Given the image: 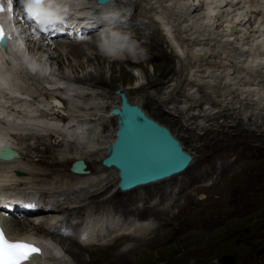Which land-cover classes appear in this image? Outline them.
Listing matches in <instances>:
<instances>
[{"label":"rangeland","instance_id":"1","mask_svg":"<svg viewBox=\"0 0 264 264\" xmlns=\"http://www.w3.org/2000/svg\"><path fill=\"white\" fill-rule=\"evenodd\" d=\"M92 1L93 0H86L83 5H90ZM115 3L123 4L124 6H122L119 10H127L129 13L132 12L136 17L139 14L138 11L140 12L139 7L135 5V0H116ZM125 4L127 5L126 8ZM142 13L143 12H140V14ZM141 18L135 22L133 21V24L125 30L128 32L134 27L137 28L135 39L142 46L137 45L135 52L131 54L130 57L132 60L139 62L140 65H133V63L130 62H119L122 64V69L132 73L130 79L121 78L119 76L120 66L116 64V66H118L116 67L114 64H112L111 61L113 58L102 54L97 46L95 48H88L86 50V55L78 59L80 66L75 65L76 61H72V64H74L76 67L74 65L72 67L70 65L68 66L70 62L65 57L64 66L43 58L44 61H47V75H43L39 81L29 80L26 77L20 78L19 76H14L15 74L11 76L12 80L19 82L22 87L30 90V94L27 92L29 99L22 100L24 103L28 104L26 106L28 109L33 110V112L37 114H33L32 116V114L30 115L29 113H25L26 111L21 114H15L17 112L23 111L22 108H19V104L16 102L18 101V98L14 97L13 94L7 95L4 91L3 92L5 94L0 93V100H6L8 104L13 105L11 107L19 109V111H16L15 109L11 111L9 107H5L7 112L11 111L10 113L15 116H9V114L6 112L3 113L2 118H0V125H3V120H10V122L8 121L9 125L4 124L3 127L8 128L6 129L8 132V138L12 144L16 145V150H18L17 152H20L18 153L20 160L27 164L28 167H31L30 173L28 172L25 174L19 172V176H16V174H14L12 171L10 173L9 170H6L7 173L5 171L4 173L3 170H1L0 172H2V174L4 173L3 176H5H0V184L10 185L17 190L22 189L37 193L43 192V194H49L56 200H63V202L67 203V205H83L81 199L90 195V193L92 194L96 192L95 189H102V185L106 184L109 185L108 192H105L104 196L100 197V200H109H107V202H103V204H101L102 206L100 205L101 208L99 205L96 206L97 208L104 210L109 207L112 210L119 209V211H144L147 209H153V215L151 216L155 221L154 226L150 228L146 227L145 223H151L148 222L149 218H147L146 222L135 221L136 223L128 225L126 228H123V225H121L118 227V229H113L112 231V238L114 235H117V232H125L129 229L133 231V233H130L134 235H145V240L143 239L140 244L143 250L136 249L133 252L126 253L127 250L125 249L124 252V248L129 246L131 247L134 245V243L131 240L116 241L114 244L108 246L107 256L111 257L117 255H113V253H115L114 251L120 250L122 253H124L125 257H115L116 259L112 261H109V258L107 257L108 259L106 258L105 261L103 260L104 262H108L105 264H220L219 258L221 255L225 254L234 255L235 264H264V163L258 165L259 167L254 166V161L257 160L256 156L258 152H261V146L264 144L261 145L260 141L256 139L246 141L249 138L246 139L242 137L241 139L238 136H230L227 133H224L226 134L224 135L218 134L217 132L216 135L218 136L215 135V137L211 135H204V131L207 128L211 127L215 129L218 126V123L228 125L224 127L228 128L229 130L234 129L235 127L231 125V119L233 118H227V116L225 117V115H223L224 113L221 115L215 113V118L213 120L206 121L207 117L205 119L203 116H198L199 110L191 111L190 101H188V99L186 100V98H183V95H181L186 86L184 83H188L186 82V78L190 77H187L188 71L184 69V67H180L179 58L175 56L176 51H173L174 49L170 41L168 39H163L161 42V47L166 51L170 57L169 60L171 61L168 64V67L170 69H174H172V71L167 74L168 77L167 75L165 77L160 75L162 72L161 67L163 65V61L156 56L158 54V50L154 49L155 47L151 44L152 40L150 41L148 38L149 43L146 44L140 37L141 32L145 34H152L154 30L158 31L159 29L156 23L151 21L148 17L143 16V20ZM158 34L161 36V30L158 31ZM91 40L92 39L90 38V41ZM17 42L20 43V40L18 39ZM30 49L28 51L30 53L29 55L33 56L35 52L31 51ZM144 49H146V51ZM97 54H101L106 58L102 65H100L95 59V55ZM34 58H39L37 53L34 55ZM50 65L52 66L53 70V72L51 71V74H49L48 71ZM61 67H65V70L70 72L72 75L81 77L86 76L87 74H91L92 76L96 77V75L102 71L104 75L102 80L106 85L74 83V85L77 87H69V82H67V77H64ZM113 68L115 70V79H113L111 74V70H113ZM175 69L177 72L174 76H172ZM170 76L173 77L171 80L169 79ZM216 79L215 81H217L219 84L221 82L220 77ZM153 80L157 82L155 88L154 86L152 87L150 83V81L153 82ZM48 81L54 84L55 87H58V91H54V95H58L59 97L62 95L71 103L70 106L65 104L66 108H64V114L70 115L69 113L74 112L76 116L75 119L83 118L86 119L84 120L85 122H89V124L83 127V130L86 133L79 134L78 131L80 129L76 131L77 126L73 125L72 123H68V125H71L66 126V124H59V122L54 121L52 118L43 119L44 116L41 118V116L38 115L39 113L44 115V112H41L40 110L38 111L35 108L36 105L34 104L39 102L47 105L48 102H43V100L46 101L43 97V94H48L50 91V89H48L49 87L47 86ZM171 82H173L172 85H170ZM59 85H63V87H59ZM183 85L185 86L182 87ZM217 86V90H220L219 93L221 95L217 92L214 86V88L204 87L206 91L204 88L203 90H201V88L199 89V93L202 95V100L207 102L205 107H212V104H210L212 106L208 104L214 99L216 100V98L218 101H220L221 99H227L229 96V99L225 100L224 102H230L229 106L236 107L237 109L239 103L236 102L235 98L233 100L231 96L232 94L226 88H224V90H226L225 92L221 91L223 90V87L219 85ZM219 87H221V89ZM131 88H134L135 90L130 91L129 89ZM195 88H197V86H195ZM77 89L80 90V92H84V96L76 98L75 94ZM214 90L216 91L214 92ZM211 91L214 93L212 94ZM217 93L219 95H217ZM224 94H227V96H223ZM211 95H213L212 98H210ZM204 97H207V100H204ZM184 100L186 102H184ZM121 102H124V104L130 106H137L141 108L146 114L159 120L162 118L155 114V109L153 107L154 103H160L162 107L164 106L163 108L165 111L162 112L168 117H172L174 119L181 118L177 112L179 109L176 110L177 105H181L180 107L182 109L180 111L182 114H186L187 111L194 112V115L196 116H194V119H197L199 122L196 121L194 123L192 122L193 119L188 123L185 122L188 126H184L183 131H181V129H179V127L175 126L173 123H170L167 120H161L163 123H165V127L172 131V134L181 143V147H184L192 158V164L185 172L181 173L178 177L170 178L162 183L149 185L146 187L143 186L136 189L135 191L127 193L119 192L117 183L118 178L116 176H113L112 178L109 171L104 173V178H106L105 176L107 175V179L103 181L104 183L100 184L99 186L93 185L98 179L96 177V173L94 174V170L97 169L98 166L100 167V165H102V159L106 153L104 147L107 146L105 143L110 139V137L114 136L116 127V119L113 120L111 118V120L110 117H108L107 110L111 109L112 106L119 105ZM147 102H150V104H147ZM14 104L16 106H14ZM20 105L23 106L22 103ZM251 105L252 104L244 105L242 108H240V110L236 111H239L238 116L241 117L240 119L244 127L254 128V126L251 125V121L259 117L260 120L264 119V113H262L264 110H260L259 108H255V110L253 108L255 106ZM196 107L199 109L200 106ZM247 108L249 110L251 108L253 112L250 110V113ZM97 109L99 110L98 112L96 111ZM219 109L222 110L221 107L219 108V105L218 107H214L215 111H219ZM231 111L232 109H230V112ZM74 113H72L73 117ZM202 113L203 112H201V115ZM257 113L259 115H257ZM76 114L83 115L82 117H78ZM250 116L252 120L249 119ZM33 118H37V120H34ZM44 121H50L56 126L53 125L54 127H52L51 123L50 125H47L48 127L50 126V128L46 126V128L36 126V123H40V125L46 123ZM190 122L192 125H190ZM224 122L227 124H224ZM29 123L31 124L28 125ZM33 123H35V125ZM212 123L217 124L211 126ZM56 127H58L57 130H53ZM186 132H193L194 134L198 135V139L193 141L188 140L184 136V133ZM221 135H223V137H221ZM58 142H60L59 145H57ZM245 146L248 150L245 148ZM13 147L15 146L13 145ZM249 154L255 156V159H252L253 161H250L251 156H249ZM74 157L82 158L86 162L88 171L90 172V174L88 172L84 175L85 178L88 177L85 180L87 184L84 185L83 183L81 185L84 186V189L86 188V192H88V194L84 193L83 191L82 193L77 192L74 194L61 193L63 190L65 191L70 189L72 184L75 183L74 185H77L76 182L79 180L63 175L64 172L66 174L70 173L69 167L71 165V162L65 163L64 159H72ZM236 158H238V160ZM242 162L243 164L240 165L239 163ZM58 171L59 173H57ZM44 173L48 175H42ZM92 173L94 175H92ZM241 175L244 176L243 182L238 183L235 178ZM92 176H95L97 179L93 180L94 178ZM26 177H28V179ZM103 177L101 179H104ZM90 178H92V185L96 187L91 186L92 188H88ZM29 180L31 181L28 182ZM99 180L100 179H98V181ZM237 184H240L241 189L238 188ZM164 187H166L167 191L170 190V194L167 192L165 194L163 193L161 195L162 199L160 198L162 200V207L166 206L165 209H160L157 207L149 208L146 206L145 204L150 202V200H146V197L153 198L154 196H151V194L157 189L161 190ZM261 189L263 191H261ZM76 190H78V188ZM221 192L227 194L229 193V197L232 196L235 199V203H232L233 205H230L229 203L225 204L230 205V211L221 219H213L212 222L209 221L208 223H206V221L199 222L209 214L220 212V208L224 202L221 204H216L214 203V200L218 199L217 197ZM240 194H244L245 196H240ZM133 197H141L140 199L135 200L141 202V204L133 202L126 203L124 200L119 199ZM174 199L176 200L173 201ZM238 199L240 200L238 201ZM153 201L156 200L152 199L151 202ZM109 204L113 205L114 207H110ZM225 205L223 207H225ZM168 206L170 209H168ZM83 207H86V205ZM25 220L26 219L23 218V221ZM34 227L38 228L39 226L30 225L27 223L25 229L31 230ZM144 229L147 230L145 234H143ZM51 235L52 237L56 238H65L64 236L54 233ZM112 238H110L108 242H110ZM103 253L99 254L100 256L96 255L92 257V261L94 262L96 260H101ZM83 255H85V257L87 255L90 256L88 252L84 253ZM66 258L70 259V261L72 260L68 254H66ZM86 262L87 264L90 263L89 260ZM72 264H75L73 260Z\"/></svg>","mask_w":264,"mask_h":264},{"label":"bare ground","instance_id":"2","mask_svg":"<svg viewBox=\"0 0 264 264\" xmlns=\"http://www.w3.org/2000/svg\"><path fill=\"white\" fill-rule=\"evenodd\" d=\"M135 5L137 7H139L140 12H143L142 14H140V12L138 11L139 14L137 13L138 14L137 17H139V18H141V17L143 18V16L148 17L151 21L156 23V25L158 26V29H159L158 31L161 30V36L158 34L157 30H154L152 32V34H149V33L145 34L142 32L140 33V37L143 40V42L148 44L149 39H150V41L152 40L151 44L155 47V48L154 47L153 48L158 50V54L156 56H157V58H159L160 60L163 61V65L161 67L162 72L160 73V75L162 77H165L170 71H172V69H174V68L170 69L168 67V64L171 61L169 60L170 57L168 56L166 51L161 47V45H162L161 42L163 41V39H165V40L168 39L170 41V43L174 49L173 51H176L175 56H177L179 58L180 67H184V69H186L188 71L187 77H189V76L190 77L186 78V82H188V83L187 84L184 83L186 86L185 85L182 86V87L185 86V88H184V91L182 92L181 95H183V98L185 97L186 100L188 99V101H190L191 111L192 110H194V111L199 110L198 116H203V118H205V119L207 117L206 121L213 120L215 118V116H214L215 113H218L219 115L224 113L223 115H225V117L227 116V118H230V117L233 118V119H231V123H232L231 125H233L235 127L234 129L229 130L228 128L224 127V126H228V125H223L222 123H220V124L218 123V126L215 129H213L211 127L207 128L204 131V135L205 136L211 135V136L215 137L217 132H218V134L227 133L230 136H238L241 139H242V137H244L246 139L249 138L246 141H249L251 139L259 140L261 145H263L264 144V119L260 120L259 116H258L259 118H257V119H254V117H253L254 120L251 121L252 122L251 125H253L254 128L244 127V125L240 119L241 117L238 116L239 111H236V110H240V108H242L244 105H247V104L254 105L255 106V107H253L254 109L259 108L260 110H264V53L262 51V44L264 42V0H135ZM72 6H76V5H72ZM126 7H127V5L125 4V8ZM77 14L82 15V11L78 10ZM104 14H105V16H114L115 13L105 12ZM149 19H147V20H149ZM96 22H99V20L96 19ZM87 24H88V22H85V25H87ZM19 26H21V25L19 24ZM22 29L27 30V27L24 26ZM136 30H137V28L134 27L128 31V33L131 34L132 39L135 41H136V39H135ZM15 37L12 36V34H11L10 40H9V43L7 46V51H5V50L0 51V60H4L3 59L4 57H6V58L8 57L9 61H10V63L4 62V63L0 64V93L1 94H5L4 93L5 89L8 87L7 84H9V83L12 84L13 87L16 88L17 90L22 91L26 94H27V92L29 93L30 92L29 89L22 87V85H20L19 82H15L14 80H12L11 76H13V74H15L14 76H17V77L19 76L20 78L26 77L29 80H35V81L38 80L39 81V79H41L42 76L44 75L43 73H44V70L46 69L47 61H44L43 58H46L45 60L56 62L58 64H61V66H64V64H65L64 63V57H65L70 62L68 64V66L70 65L72 67L74 65V64H72V61H76L75 65L80 66V62H78V59L83 57L84 55H86V50L88 48H93V47L95 48L96 47L95 43L92 40L91 41H84V43H83L82 41H77V40L64 41L61 39L47 38L49 41H51V43H46L45 38H40V37L36 41L30 42V43H25L26 32L21 31V30L19 31L18 36L16 38ZM106 37H107V35L103 34V38L105 39ZM18 39L20 40V43L17 42ZM169 41H168V43H169ZM136 43H137V45L142 46L137 41H136ZM29 49L31 51L35 52L34 55L37 53L39 58H34V55L30 56L29 55L30 53L28 52ZM144 50L146 51V49H144ZM124 54L125 55H123V58H113L111 63L114 64L115 66H116V64H118L120 66L119 67L120 68L119 69V71H120L119 76L121 78L130 79L132 76V73L130 71H126V70L122 69L123 68L122 64H120L119 62H130V63H133V65H140V63L137 62L136 60H132L128 53H124ZM95 59L98 61V63L100 65H102V63L105 61L106 58L101 54H97V55H95ZM25 60H27V64H25ZM40 60H41V62H40ZM42 60H43V63H42ZM33 63L39 65V68H38L37 72H35V73H33L31 71V68L28 66L29 64H33ZM116 67H118V66H116ZM61 69H62V72L64 74V77H67V82H69L68 83L69 87H74L75 86L74 83L75 84L76 83H91V84H98V85H106L103 83L104 81L102 80L103 76H104L102 71H100L98 73V75H96V77L92 76L91 74H87L86 76L81 77V76L72 75L70 72L65 70V67H61ZM48 71H49V74H51L53 72L51 65H50ZM176 72H177V70L175 69L173 71L172 76H174ZM114 73H115V70L113 68V70H111V74H112L113 79H115ZM184 73H186V72H184ZM172 76L169 77L170 80L173 78ZM167 77H168V75H167ZM218 77H220V79H221L220 80L221 82L219 84L217 81H215V79ZM175 80H176V78H175ZM184 82H185V80H184ZM150 83H151L152 87L154 86V88L157 85V82H155V80H153V82L150 81ZM172 83L173 82H171L170 85H172ZM47 84H48L47 86L49 87L48 89H50V91L48 94H43V97L46 98V100H49L53 97L52 94H50V93L54 94V91L57 92L58 87H55L54 84H52L50 81H48ZM217 85L223 87L222 88L223 90H221V91L225 92L226 90H224V88H226L232 94L231 95L229 93L232 96L233 100L235 98L236 102L239 103V104L235 103V104L239 105V106H237V109H236V107L229 106L230 102L229 103L224 102L225 100L229 99V96L227 99L226 98L224 100L221 99L222 101L221 100L218 101L216 98V100L214 99L213 101H211V103L208 104V105L212 104L213 106L210 105L212 107H205V104L207 102L202 100V95H200L199 89L201 88V90H203L204 87L209 88V87L214 86L217 90V87H218ZM165 86H167V85H165ZM195 86H197V88H195ZM59 87H61V86L59 85ZM75 87H77V86H75ZM221 87H219V88L221 89ZM129 90L133 91L135 89L131 88ZM173 90H174V88H173ZM204 90H205V88H204ZM216 90H214V92ZM165 91H166V89H165ZM171 92H173V91H171ZM214 92H212V94ZM217 92L219 93L220 90L219 91L217 90ZM83 93L84 92H80V90L77 89L75 97L76 98L82 97V96H84ZM218 93H217V95L220 94V93L219 94ZM178 96H179V94H178ZM212 96L213 95H211V97L210 96L209 97L212 98ZM223 96H227V94L226 95L224 94ZM231 96H230V99H231ZM23 97L24 96H19L18 101H16L17 104H19V108L27 109L25 113H27V114L29 113L30 115L32 114V116H33V114H37V113H34L33 110H30L26 107L28 104L24 103L23 100L20 99ZM221 97H219V98H221ZM206 98L204 100H207ZM210 98H209V100H210ZM60 99L62 100L64 108H66L65 104H67V106H70L71 103L67 100V98L60 95ZM0 102H1L0 103V113H2V115H3V113L6 112L9 114V116H15V115H12L10 113L11 111L7 112V109L5 108L7 106H5V105H7L8 102L6 100L5 101L0 100ZM40 102H41V100H40ZM43 102H45V101L43 100ZM164 102H165V100H164ZM184 102H186V101L184 100ZM251 102H253V103H251ZM21 103L23 104V106L20 105ZM147 104H150V102H147ZM217 104L219 105V108L220 107L222 108V110H220V109H219V111L214 110V107H218ZM9 105H12V104H9ZM124 105L127 107H130V108H134V109H137L139 111H142L145 114V116H147L150 120L156 122L157 124H159L161 126H164V127L166 126L165 123H163L161 120H163V121L167 120L168 122L173 123L175 126H178L179 129H181V131H183L184 126H186V127L188 126V125H186L185 122L188 123L192 119H193L192 122H194V123L197 121V119H194L196 117L194 115V112H188L187 111V113L185 112L186 114H184V113L182 114L180 111L182 109L180 107L181 105L180 106L177 105L176 110L179 109V111H177V112L183 120L181 118L180 119H174L172 117H168L167 115H165L163 113L165 111L163 108L164 106L162 107L160 105V103H154L153 104V107L155 109V114L162 118L160 120L146 114L141 108H139L137 106H130L127 104H124ZM232 105H234V104H232ZM14 106H16V105L14 104ZM118 106L119 105H115V106H112V108H118ZM169 106H171V105H169ZM196 106H200L199 109ZM230 109H232L231 112H230ZM250 110H251V108H250ZM34 111H35V109H34ZM96 111L98 112L99 110L97 109ZM251 111H250V113H251ZM23 112L24 111H21V112L15 113V114H21ZM177 112H175V113H177ZM201 112H203L202 115H201ZM259 112H261V111H259ZM72 113H74V112H72ZM72 113H69L71 116L67 115L66 117L64 116V117H60V118L51 117L52 114H50V113H47L46 115H42V113H39L38 115L41 116V118L44 116L45 118L43 117V119L52 118V119H54V121L59 122V124H62V125L66 124V126L71 125V124L68 125V123H72L73 125L77 126L76 131H78L80 129L78 131L79 134L86 133L83 130V127H85L87 124H89V122H85L84 120L79 122L80 120L75 119L76 118L75 113H74V117L72 116ZM262 113H264V111ZM252 114H254V113H252ZM76 115L78 117L79 116L82 117L83 114L82 115L76 114ZM84 115H86V114H84ZM257 115H259V114L257 113ZM244 116H245V114H244ZM108 117H110V119L112 118L113 120L116 119V124H117L118 116L111 114V115H108ZM262 118H263V116H262ZM249 119L252 120L251 116L249 117ZM34 120H37V118H35ZM8 121L10 122V120H6V121L3 120L2 124L3 125L4 124L9 125ZM46 121H44V122H46ZM197 122H199V121H197ZM31 123H29L28 125H30ZM50 123H51L50 121L46 122L42 125H40V123H36V126L46 128V127H48L47 125H50ZM33 124L35 125V123H33ZM215 124H217V123H215ZM215 124L212 123L211 126H213ZM224 124H227V123L224 122ZM3 125L2 126L0 125V137L2 138L0 140V144L6 143L11 148L15 149V151L17 152L18 150H16V145L12 144L8 138V132L6 130L8 128H4ZM51 125H52V127L56 126L52 123H51ZM190 125H192L191 122H190ZM197 125H199V124H197ZM26 127H27V125H26ZM48 128H50V126ZM57 128L58 127L54 128V129L52 128V129L57 130ZM165 128H167V127H165ZM168 131H169V134L176 139V137L172 134V131H170L169 129H168ZM115 132H116V127H115L114 134H115ZM13 135H14V133H13ZM224 135H226V134H224ZM111 136H113V135H111ZM184 136L188 140H192V141L198 139V135L194 134L193 132H191V133L186 132V133H184ZM216 136H218V135H216ZM221 137H223V135H221ZM113 138H114V136L110 137V139L107 140V142L105 143V144H107V146L104 147L106 152H108L110 143L112 142ZM177 141H178V144L181 145L179 140H177ZM59 144H60V142L57 143V145H59ZM13 145L15 147H13ZM256 145H258V144H256ZM261 147H262L261 152H258V154L256 156L257 160L254 161L255 162L254 166H258V165L264 163V145ZM183 148H182V150L184 152H186L187 154H189L188 151L185 148L184 149ZM245 148H246V146H245ZM239 149H240V147H239ZM18 153H20V152H18ZM249 156H251L250 161H253L255 159L254 155L252 156L249 154ZM76 159H82V158L74 157L72 159H66V160L64 159V162L69 163V162H73ZM236 159L238 160V158H236ZM191 161H192V158H190V161L187 163L185 168L177 174H173V175H171L165 179H161V180L151 182V183H148L145 185L137 186L135 188H131V189L125 190V191L120 190V188L118 186L119 192L127 193V192H131V191H135L136 189L143 187V186L146 187L149 185L159 184V183H162L165 180H168L170 178L178 177L181 173L185 172L188 169V167L192 164ZM84 163L86 165L85 161H84ZM239 164L241 165V164H243V162L239 163ZM30 169H31V167H28L27 164L22 162L20 160L19 156L15 157L9 161L0 162V171L3 170V172L4 171L6 172V170H9L10 173L12 171V172H22V173L27 174L28 172L30 173V171H31ZM87 170H88V168L86 165V167L82 173H73L70 171V173L66 174L64 172L63 175L70 176V178H72V179H79V180L76 182L77 185H74L75 184L74 183L70 186V189L65 190V191L63 190V191H61V193L74 194L77 192L82 193V191H83L84 193L88 194V192H86V188L84 189V186H81L83 183H84V185L87 184V182L85 180L88 177L87 178L84 177V175L89 172V171L87 172ZM106 171H109L111 173L112 178H113V176L114 177L116 176L118 178L117 170L114 169V167L107 166V165H104L102 163V165H100V167L98 166V168L94 170V174L96 173V175H97L96 177L100 180L98 181V179L95 176L94 177L92 176L94 178L93 180L97 179L96 182L94 181L95 184H93V185L99 186L100 184L104 183L103 181L107 179V175L105 176L106 178L103 177L105 175L104 173ZM233 171H236V170H233ZM222 172H224V171H222ZM57 173H59V171ZM0 174H2V172H0ZM3 174L0 176L2 177ZM89 174H90V172H89ZM94 174L92 173V175H94ZM11 175H13V174H11ZM42 175L46 176L48 174L44 173ZM218 175H220V174H218ZM225 175H226V173H225ZM52 176H54V175H52ZM102 177L104 179H101ZM18 178H20V177H18ZM26 178L28 179V177H26ZM243 179H244L243 175L235 178V180L238 183H242ZM226 180H227V178H226ZM30 181L31 180H29L28 182H30ZM91 181H92V178H90L88 188L96 187V186L92 185L93 182H91ZM237 185H238V188L241 187L240 184H237ZM246 187H247V185H246ZM77 188H78V190H76ZM108 189H109V185L103 184L102 189H98V190L95 189L96 192L93 191L94 193H92V194L90 193V195L85 196L83 199H81L83 205H80V204L70 205V210H73L76 207L83 210V206L86 205V207H88V208H85L86 212H88V211H94L96 213L97 212H100V213L103 212V213H105L106 217L114 216L116 214H113V213H117L119 215H123L124 217L126 216V218H128V217L129 218L130 217L136 218V220H137L136 222L145 221L147 218H149L148 222H151V223L150 224L145 223L146 227L150 228V227L155 225V221L153 220V217L151 216V215H153V209L152 210L147 209L144 211H136V210H134V211L133 210H131V211H121L120 210L119 211V209H116V210L113 209L112 210L109 207L104 209V210L100 209L102 206L101 204H103V202H107V200H109V199L100 200L101 199L100 197L104 196V193L108 192ZM87 191H88V189H87ZM261 191H263V190L261 189ZM166 192L170 194V190L167 191L166 187H164L161 190L157 189L154 193L151 194V196H154L153 198L152 197L151 198L146 197V200H150V202L146 203L145 205L148 206L149 208L150 207L151 208L157 207L160 209H165L166 206L162 207V205H161V203H162L161 202L162 201L161 195L163 193L165 194ZM38 194L40 195L42 201H45V198H48L50 196L49 194H47V195L43 194V192L38 193ZM229 195H230L229 193L227 194V193L221 192L220 195H218V197H217L218 199L214 200V203H216V204H221L224 202V204L220 208V212L209 214L206 217H204L203 219H201L199 222L206 221V223H208L209 221L212 222L213 219L218 220V219H221L223 216H225L231 209L230 205L232 203H235V199L232 196L229 197ZM241 195L245 196L244 194H240V196ZM83 196H84V194H83ZM140 198L141 197L119 198V199L124 200L126 203L133 202V203L141 204V202L135 201L136 199H140ZM110 199H112V198H110ZM152 199H154L156 201L151 202ZM86 200H87V202H86ZM175 200L176 199H174L173 201H175ZM239 200L240 199H238V201ZM57 202L58 201H55V203H51L50 207L52 209H55L58 207H60V208L65 207L67 209V207H68L67 204L61 203V204L56 205ZM242 202H244V201H242ZM95 203H97V204H95ZM226 203H229L230 205H228V204L225 205ZM98 205L100 208L96 207ZM224 205H225V207H223ZM109 206L114 207L113 205H110V204H109ZM132 206H135V205H132ZM169 206H168V209H170ZM39 208H40V206H35V209H39ZM62 211L63 210L59 211L58 213L61 214V213H63ZM37 215L40 216L42 214H34L32 212H17L11 217V219L9 221H7L5 223V229H6L7 233L9 235H11V238L22 237V238L28 239V240H36L38 243H40L43 246V253L40 257H38V260L30 261V262H28V264H72V260L75 264H87V262H86L87 260H89V262H90L88 264H94V263L105 264V263H108L107 261L104 262L107 257L109 258V261L115 260L116 259L115 257H117V258L118 257L121 258L122 256L125 257L124 253H122L120 250L114 251L115 253H113V255L114 254H117V255H114L111 257L107 256L108 246H110L111 244H114L116 241H120V240H127V241L131 240L134 243V245H132L133 247L129 246L127 248H124V250L122 249L124 252L126 249L127 250L126 253L133 252L136 249L137 250H143L142 247L140 246V244H141L143 239L145 240V238H144L145 235H143V234L146 233V231H147L146 229H144L143 234H141L143 236H138V234L134 235V234H132L133 231L129 229V230H126L125 232H117V235H114L115 237L113 236V238L111 237L112 233H113L112 232L113 229H110L109 231L106 232V234L103 238L99 239L98 243H93L92 242V236L90 237V234L85 233L83 236L85 238L81 239L80 243H78V242H76V240L72 234L65 236V238H56V237H52L51 232L47 233V231H46L47 228L48 229H50V228L54 229L56 227V223L58 222V221H55V217L57 215H55L54 213L50 216V218H52L51 221H47L46 216L48 214H44V216L40 217L41 219L36 224L37 226H39L38 228L34 227L31 230H26L25 229L26 224L28 223V224L32 225L33 224L32 220ZM23 218L26 220L23 221ZM109 221H110L109 224H111L112 219H110ZM136 222L131 221L127 225H124V224H122V225H123V228H126V226L132 225ZM195 225H197V224H195ZM115 229H118V227ZM16 231H19V232H16ZM130 232H132V233H130ZM110 238H112V239L110 242H108ZM87 252L90 254V256L87 255L85 257V255H83V254L87 253ZM57 253H60V254L57 255ZM102 253H103V255L101 257V260H96L94 262L92 261L93 260L92 257H94L96 255L98 256L99 254H102ZM66 254H68L70 256V258L72 259L71 261H70V259L66 258ZM97 258H94V259H97Z\"/></svg>","mask_w":264,"mask_h":264},{"label":"water","instance_id":"3","mask_svg":"<svg viewBox=\"0 0 264 264\" xmlns=\"http://www.w3.org/2000/svg\"><path fill=\"white\" fill-rule=\"evenodd\" d=\"M115 113L118 115L117 130L102 163L116 168L121 189L162 179L187 165L189 155L181 150L167 128L150 120L142 111L125 106L124 102L119 104ZM74 165L75 170L83 167L81 160L75 161ZM219 262L235 264V257L221 255Z\"/></svg>","mask_w":264,"mask_h":264},{"label":"snow or ice","instance_id":"4","mask_svg":"<svg viewBox=\"0 0 264 264\" xmlns=\"http://www.w3.org/2000/svg\"><path fill=\"white\" fill-rule=\"evenodd\" d=\"M86 0H18L21 7V18L24 23L28 25L27 30L21 29L26 32L25 43H30L39 39L40 34L55 35L58 28L62 29L65 22L72 16V5L80 7ZM14 0H7L8 11H14ZM64 4L65 6H58ZM38 6V7H34ZM48 9H51L50 11ZM4 12V7L0 4V13ZM19 23V21H17ZM234 27V26H233ZM6 36L4 29L0 26V47L7 51ZM82 38V37H78ZM45 42L51 43L45 35ZM0 60V63H4ZM10 63V61H7ZM27 64V60H25ZM33 73L37 72L39 65L33 63L28 65ZM44 75H47V69L44 70ZM63 87V85H61ZM18 95V93H17ZM41 107H43L41 105ZM2 118V113H0ZM0 153L5 156H12L10 151L6 148L0 149ZM187 157H185L186 161ZM184 161H181L183 163ZM179 166V165H177ZM127 176L132 177V173H126ZM25 207H33V205H24ZM85 237H81L84 239ZM41 249L33 243L21 240L10 241L6 237L3 223L0 222V264H28L29 261L38 260ZM60 253H57L59 255Z\"/></svg>","mask_w":264,"mask_h":264},{"label":"clouds","instance_id":"5","mask_svg":"<svg viewBox=\"0 0 264 264\" xmlns=\"http://www.w3.org/2000/svg\"><path fill=\"white\" fill-rule=\"evenodd\" d=\"M114 15L118 16L119 14ZM136 48L137 43L132 39L131 34L120 30H111L99 44L100 52L110 58H123L124 53L131 55Z\"/></svg>","mask_w":264,"mask_h":264}]
</instances>
